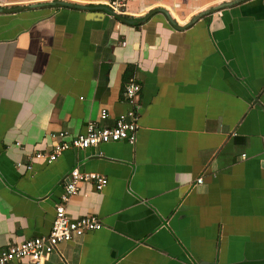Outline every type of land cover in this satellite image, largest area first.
<instances>
[{
	"label": "crops",
	"instance_id": "1",
	"mask_svg": "<svg viewBox=\"0 0 264 264\" xmlns=\"http://www.w3.org/2000/svg\"><path fill=\"white\" fill-rule=\"evenodd\" d=\"M109 1L0 0V250L49 233L74 167L108 178L66 203L102 228L7 264H264V0ZM131 77L134 141L34 157L114 124Z\"/></svg>",
	"mask_w": 264,
	"mask_h": 264
},
{
	"label": "built area",
	"instance_id": "2",
	"mask_svg": "<svg viewBox=\"0 0 264 264\" xmlns=\"http://www.w3.org/2000/svg\"><path fill=\"white\" fill-rule=\"evenodd\" d=\"M108 4L114 10L120 12L125 5V0H110ZM140 91V82L131 77L125 85L124 94L128 102L132 104V107L121 114L114 124L99 125L95 122H90L84 132L70 138H66L68 136V131L66 130L55 132L52 136L60 140L54 144L52 150L48 152L38 151L34 157L54 161L65 150L70 148L86 149L98 146L101 143L123 139L134 141L138 129L137 100ZM107 113V110L103 109L101 112L102 118H105ZM28 166L31 167V165ZM81 181L92 182L98 190H102L108 184V178L104 174L94 171H84L78 167H74L65 183L61 201L55 206V216L49 233L13 243L0 250V264H7L12 260L21 258L39 262L47 254L57 250L61 242L71 241L76 237L82 236L87 231L103 227L97 215L90 214L79 218H71L67 214L66 203L70 196L78 192V184ZM201 181L202 177L198 178V182Z\"/></svg>",
	"mask_w": 264,
	"mask_h": 264
},
{
	"label": "water",
	"instance_id": "3",
	"mask_svg": "<svg viewBox=\"0 0 264 264\" xmlns=\"http://www.w3.org/2000/svg\"><path fill=\"white\" fill-rule=\"evenodd\" d=\"M59 3L60 4H64V5H72L70 2H67V1H62V2H60L59 1ZM229 4H231V2H229V3H222V4H219V5H217L215 8H220V7H223V6H226V5H229ZM3 9H5V8H3V7H0V10H3ZM110 10V9H109Z\"/></svg>",
	"mask_w": 264,
	"mask_h": 264
}]
</instances>
